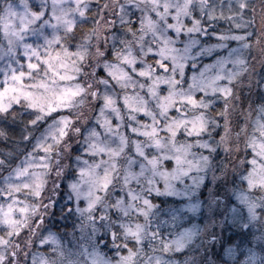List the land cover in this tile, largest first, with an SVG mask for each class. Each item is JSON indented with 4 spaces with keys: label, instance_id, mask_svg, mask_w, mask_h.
<instances>
[{
    "label": "snow or ice",
    "instance_id": "1",
    "mask_svg": "<svg viewBox=\"0 0 264 264\" xmlns=\"http://www.w3.org/2000/svg\"><path fill=\"white\" fill-rule=\"evenodd\" d=\"M257 17L0 0V264H264Z\"/></svg>",
    "mask_w": 264,
    "mask_h": 264
},
{
    "label": "trees",
    "instance_id": "2",
    "mask_svg": "<svg viewBox=\"0 0 264 264\" xmlns=\"http://www.w3.org/2000/svg\"><path fill=\"white\" fill-rule=\"evenodd\" d=\"M159 200H164L159 198ZM177 202V201H176ZM55 223L57 224V231H62V232H68L73 225V219L72 218H68L66 220L61 219L59 217V213L57 212V216L54 218ZM109 255H111V252H109ZM237 259H243V256H238Z\"/></svg>",
    "mask_w": 264,
    "mask_h": 264
},
{
    "label": "rangeland",
    "instance_id": "3",
    "mask_svg": "<svg viewBox=\"0 0 264 264\" xmlns=\"http://www.w3.org/2000/svg\"><path fill=\"white\" fill-rule=\"evenodd\" d=\"M253 3L257 5V12H259L260 11V5L264 4V0H253ZM256 24H257V26L259 25V17H257ZM222 155L223 154L221 153L220 157H218V159L221 158ZM160 198L161 199H165L164 197H160ZM168 200L171 202L173 200V198L169 197ZM176 201L179 202L178 198H176ZM106 251H108V252L112 251L110 246H109L108 249H106ZM201 255H203V253H201Z\"/></svg>",
    "mask_w": 264,
    "mask_h": 264
},
{
    "label": "clouds",
    "instance_id": "4",
    "mask_svg": "<svg viewBox=\"0 0 264 264\" xmlns=\"http://www.w3.org/2000/svg\"><path fill=\"white\" fill-rule=\"evenodd\" d=\"M261 24H264V21H262L261 19H259V25L260 26ZM256 70L259 71V64H257L256 66ZM223 154V151L221 152ZM223 157V155L221 156V158ZM217 163H219V161H217ZM203 264V262H202ZM228 264H231V262H228Z\"/></svg>",
    "mask_w": 264,
    "mask_h": 264
}]
</instances>
